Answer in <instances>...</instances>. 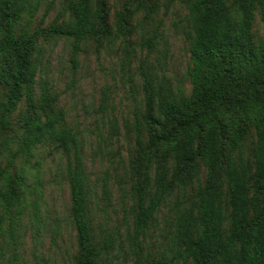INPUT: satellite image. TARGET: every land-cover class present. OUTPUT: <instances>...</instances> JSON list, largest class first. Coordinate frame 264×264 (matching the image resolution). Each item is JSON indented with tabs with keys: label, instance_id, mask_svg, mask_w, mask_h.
Wrapping results in <instances>:
<instances>
[{
	"label": "trees",
	"instance_id": "16d2710c",
	"mask_svg": "<svg viewBox=\"0 0 264 264\" xmlns=\"http://www.w3.org/2000/svg\"><path fill=\"white\" fill-rule=\"evenodd\" d=\"M158 2L120 0L111 23L106 0H67L68 21L31 29L41 0H0V253L6 237L17 245L24 165L47 144L66 158L73 264H102L111 242L96 240L77 132L57 109L58 96L37 82L39 40L71 39L76 63L85 39L98 48L124 39L136 13L151 19ZM186 6L189 93L174 94L142 71L126 235L131 264H264V0H186ZM17 158L24 160L19 168ZM175 195L183 199L170 207L166 251L144 256L140 243Z\"/></svg>",
	"mask_w": 264,
	"mask_h": 264
},
{
	"label": "rangeland",
	"instance_id": "374dc122",
	"mask_svg": "<svg viewBox=\"0 0 264 264\" xmlns=\"http://www.w3.org/2000/svg\"><path fill=\"white\" fill-rule=\"evenodd\" d=\"M106 2L113 23L114 12L120 10V0ZM186 19V0H159L151 19L145 20L141 12L136 13L132 30L124 39L104 41L100 48L92 39H85L76 63L71 61V39L44 36L39 40L37 82L46 83L50 92L58 96L57 109L64 112L67 125L77 132L89 178L96 240L111 242L102 264L134 261L126 235L133 202L134 178L130 165L135 157V118L143 110L142 71L155 84H165L174 94L189 93L185 74ZM66 21L67 0H41L30 27L45 28ZM254 31L257 34L261 31L258 20ZM148 39H151L150 47L145 43ZM38 91L36 86L37 94ZM20 111L13 114V124ZM143 136L146 139L144 133ZM12 149L16 146L12 145ZM23 163V159H16L17 168ZM23 174L25 210L19 219L17 245L14 247L6 237L0 264H73L77 248L69 215L71 201L65 156L50 145H38L25 163ZM201 175L203 178L204 170ZM177 197L183 199L179 195L171 196L161 206L149 235L140 243L144 256L147 251L151 257L166 251L170 207ZM7 224L3 222V227Z\"/></svg>",
	"mask_w": 264,
	"mask_h": 264
}]
</instances>
